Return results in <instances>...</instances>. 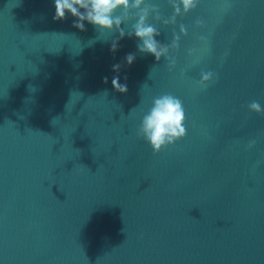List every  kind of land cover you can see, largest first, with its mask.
<instances>
[{
    "label": "water",
    "instance_id": "1",
    "mask_svg": "<svg viewBox=\"0 0 264 264\" xmlns=\"http://www.w3.org/2000/svg\"><path fill=\"white\" fill-rule=\"evenodd\" d=\"M54 13L0 0V264H264V113L247 107L264 109V0H200L175 26L150 14L161 43L187 28L171 71L135 37L112 52L118 33ZM201 70L216 73L203 87ZM163 93L187 134L154 154L136 131Z\"/></svg>",
    "mask_w": 264,
    "mask_h": 264
},
{
    "label": "clouds",
    "instance_id": "2",
    "mask_svg": "<svg viewBox=\"0 0 264 264\" xmlns=\"http://www.w3.org/2000/svg\"><path fill=\"white\" fill-rule=\"evenodd\" d=\"M199 2L200 0H167L172 12L165 17L161 13L160 5L151 0H54L53 20H64L67 13L75 18L73 27L81 31L85 30V22H87L93 25L98 33L105 31L118 33L111 41L110 51L112 52L117 50L119 40L125 35L130 38L135 37L138 40L136 48L139 53L151 54L156 61L164 57L171 71L176 66L175 52L180 47L181 36L187 35V28L180 23L178 33L175 28L173 29L170 42L161 43L155 38L160 35V30L154 23L149 22L150 14L152 20L159 21L165 26H175L177 17L184 16L195 9ZM194 23L197 27H202L205 22L198 17ZM197 40L200 42V47L187 49L188 57H194L192 64L200 62V53L210 50L207 36L199 35ZM170 50H173L174 54H170ZM135 58V53H128L124 57V63L131 65ZM112 69L119 73L121 64H113ZM185 71L186 69H181L180 75L183 76ZM215 76L216 73L211 70H201L200 78L195 81V84L201 87L206 86V83ZM104 82L107 83V77L104 78ZM111 85L117 92H127V84L120 82L119 75L113 76ZM247 107L252 112L264 113L258 101H251ZM185 120L182 100L171 93H163L152 98L151 106L140 118L136 134L150 145L155 154L186 136Z\"/></svg>",
    "mask_w": 264,
    "mask_h": 264
}]
</instances>
